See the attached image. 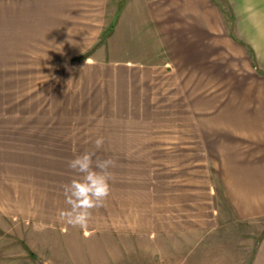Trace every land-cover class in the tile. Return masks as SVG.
<instances>
[{
	"label": "crops",
	"instance_id": "0c3cea01",
	"mask_svg": "<svg viewBox=\"0 0 264 264\" xmlns=\"http://www.w3.org/2000/svg\"><path fill=\"white\" fill-rule=\"evenodd\" d=\"M227 1L230 11L224 13L217 0H0V35L108 33L107 145L113 161L128 160L127 148L148 152L152 141L142 137L145 128L127 117L164 114L158 98H166L186 99L181 107L186 121L169 129L188 133L158 138L154 145L173 147L172 156L198 155L194 163L205 164L183 182L160 172L151 188L146 176L136 174L118 185L111 182V234H81L95 244L94 251L69 252L70 226L58 220L68 208L65 197L50 198L44 191L39 194L48 193V201L37 204L35 172L7 164L5 144L21 135L19 123L5 119L10 112L0 92V264H66L69 258L78 260L74 264H104L105 258L111 264H264V234L255 239L252 233L264 220V74L249 53L264 71V0ZM167 80L176 91L147 93L148 85L163 88ZM61 99L54 112L59 122L42 125L50 131L28 135L35 124L19 128L30 139H48L44 150L34 149L49 156L48 162L65 161ZM218 194L228 213L217 208ZM88 226L105 229L99 218ZM52 229L58 231L53 237ZM105 241L111 242L107 257L101 249ZM8 242L15 244L11 251L4 246Z\"/></svg>",
	"mask_w": 264,
	"mask_h": 264
},
{
	"label": "rangeland",
	"instance_id": "374dc122",
	"mask_svg": "<svg viewBox=\"0 0 264 264\" xmlns=\"http://www.w3.org/2000/svg\"><path fill=\"white\" fill-rule=\"evenodd\" d=\"M217 2L222 6L223 12L230 11V4L227 0H217ZM225 20L231 29L232 23L229 18L226 17ZM103 30L108 31L109 29H101V31ZM109 37L108 33L103 32L100 34H69L68 36L0 35V92L5 93L6 97L3 100L7 111L10 112L4 116L7 121L12 122H10L11 124L19 123L18 130L21 135L17 140L14 138L15 142L5 144L6 150L4 149L3 154L7 155L6 161L10 162H6L8 165L20 167L18 170L21 172H35L36 191L38 192L36 195L37 204L48 201V193H51L49 197L54 199H58L61 195L62 198L65 197L64 186L71 180L80 178L79 173L68 167V161L75 156L85 152L94 153V166L98 159L111 158V146H109L111 145V49L108 44ZM169 80L166 81L167 83L165 82L163 88L159 87L160 83L148 85L147 93H151L152 88H159L158 91L163 89L168 94L176 91L175 87H172L171 81L168 82ZM139 86L143 87L141 84ZM141 91L145 92L143 88ZM59 97H62L61 100L64 99L63 103L66 107L61 119L66 124V131L60 132L66 133V146L62 148L66 151L65 156L62 157L65 161L48 162L44 159H50L49 156H38L37 153H34V149L44 150L43 144L48 139L32 137L30 139L26 135L27 132L20 129L26 128L22 124L30 123L35 124L33 128L36 130L30 131L28 135L35 133L41 135L45 131L43 129L49 130V127L42 125L60 120L54 113L58 112L57 108L60 107ZM158 102L163 104L164 114L129 115L127 117L129 119L127 122H134L135 126L145 128L141 132L142 137L152 141L149 142L152 146H149L148 152L144 153L147 156L138 155V147H131L127 148L132 151L130 154L132 156H126L128 160H124V157L122 161H117L119 157H116L114 166L109 169L112 173L110 186L111 182H116L118 185L119 182L124 181V177L136 174V176H146V185L151 188L155 187L157 176L159 177L157 172H160L161 177H167L170 180L174 177L183 182L193 177L195 171H203L205 164L194 163L198 155L187 156L180 151L172 156L169 152L173 147L162 149L154 145L158 138L159 140L181 139L183 138L182 134L188 133L169 129L174 122L186 121L181 110V107L187 106L186 99L158 98ZM173 108L177 111V115L173 114L176 113ZM167 111L168 113H166ZM158 127L164 129L157 130ZM195 133L199 137L198 132ZM98 137L104 139V144L100 149H96L94 144ZM189 138L192 139L191 136ZM47 149L49 150L50 147L48 146ZM167 150L169 151L166 152ZM137 159H142V161H137ZM12 169L13 167H10L8 170ZM44 191L48 193L39 194ZM217 196V208L219 211L228 213L226 205L220 203V195ZM40 213H46V211H40ZM52 213L55 214V212ZM96 218H99L101 224H105L103 227L105 229H93L89 228L90 226L81 229L69 225L67 232L69 236L67 250L69 252L94 251L95 244L88 241V237L80 238L81 234L90 235L93 231L100 235L104 232H106L105 235L111 234V193L101 207L92 210L90 222ZM51 233L53 237L54 234H58V231L53 230ZM252 233H255V239L264 234V220L257 223ZM2 234L0 232V235ZM110 243L105 241L101 248L104 250L105 257L108 256L109 251L111 252ZM0 245L3 244L0 243ZM14 245L12 242L4 243L9 251L13 249L11 247ZM2 253L3 251H0V255ZM27 259L31 262L28 257ZM76 261L78 260L69 258L65 263L74 264ZM104 262V264H111V259L105 258Z\"/></svg>",
	"mask_w": 264,
	"mask_h": 264
},
{
	"label": "clouds",
	"instance_id": "9594fccd",
	"mask_svg": "<svg viewBox=\"0 0 264 264\" xmlns=\"http://www.w3.org/2000/svg\"><path fill=\"white\" fill-rule=\"evenodd\" d=\"M87 62V61H86ZM96 149L104 144L103 137L94 141ZM94 153L85 152L68 161V167L80 174L64 186L68 208L58 213V220L72 227L85 229L92 217V210L101 207L111 193L109 169L114 166L111 158L93 161Z\"/></svg>",
	"mask_w": 264,
	"mask_h": 264
},
{
	"label": "trees",
	"instance_id": "16d2710c",
	"mask_svg": "<svg viewBox=\"0 0 264 264\" xmlns=\"http://www.w3.org/2000/svg\"><path fill=\"white\" fill-rule=\"evenodd\" d=\"M249 53H250V56H251V59H252V63H253V65H254V67L257 69V72H258L259 74H264V71H262L260 68H258V67L256 66L255 61H254L253 54H252V52H251L250 50H249Z\"/></svg>",
	"mask_w": 264,
	"mask_h": 264
}]
</instances>
